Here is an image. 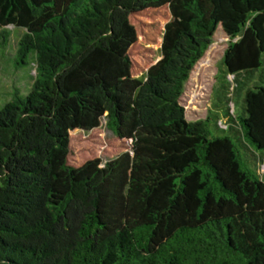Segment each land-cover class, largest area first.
<instances>
[{"label":"trees","instance_id":"trees-1","mask_svg":"<svg viewBox=\"0 0 264 264\" xmlns=\"http://www.w3.org/2000/svg\"><path fill=\"white\" fill-rule=\"evenodd\" d=\"M1 53L0 264H264V0H0Z\"/></svg>","mask_w":264,"mask_h":264},{"label":"rangeland","instance_id":"rangeland-1","mask_svg":"<svg viewBox=\"0 0 264 264\" xmlns=\"http://www.w3.org/2000/svg\"><path fill=\"white\" fill-rule=\"evenodd\" d=\"M9 29H13V26H8ZM22 29L16 28L14 35H18ZM228 39L217 30L213 38L212 43L205 51L200 60L196 63L193 70L190 73L188 81L185 83L184 91L180 100L185 110V118L189 121H195L198 119H204L209 111L215 106L216 95L220 89L221 72L223 67L222 58L224 50L227 46ZM10 58L7 55L0 54V106L10 99L12 85L19 86L26 93L28 90H24L30 79H23L27 76L28 69L14 70L12 66H9ZM228 79H232V75L228 76ZM259 80L256 85H262ZM242 85V84H241ZM234 102L237 103L235 96L231 98V110L235 114L239 113V108H234ZM100 137L102 139H108L113 137L111 130L105 126V119L101 120V132ZM264 162V160H263ZM260 171H264V166H260Z\"/></svg>","mask_w":264,"mask_h":264}]
</instances>
